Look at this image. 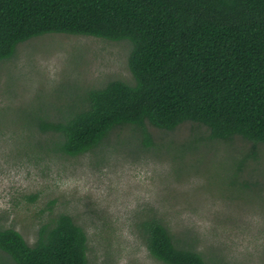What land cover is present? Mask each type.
Masks as SVG:
<instances>
[{
    "label": "rangeland",
    "instance_id": "1",
    "mask_svg": "<svg viewBox=\"0 0 264 264\" xmlns=\"http://www.w3.org/2000/svg\"><path fill=\"white\" fill-rule=\"evenodd\" d=\"M130 49L126 39L51 33L0 60V221L32 243L40 221L66 212L86 231L88 264H163L137 229L154 214L210 264H264V144L253 153L250 141L207 139L187 122L148 126L149 144L125 126L77 156H18L16 132L36 111L56 113L78 106L85 88L133 81Z\"/></svg>",
    "mask_w": 264,
    "mask_h": 264
},
{
    "label": "trees",
    "instance_id": "2",
    "mask_svg": "<svg viewBox=\"0 0 264 264\" xmlns=\"http://www.w3.org/2000/svg\"><path fill=\"white\" fill-rule=\"evenodd\" d=\"M51 33L128 40L133 81L85 88L78 106L56 113L36 111L16 132L27 162L84 154L125 126L146 144L148 126L172 131L187 122L206 128L207 139L250 141L253 153L264 144V0H0V60ZM138 221L163 264H210L161 217ZM0 264H88L86 231L59 212L28 243L0 221Z\"/></svg>",
    "mask_w": 264,
    "mask_h": 264
}]
</instances>
